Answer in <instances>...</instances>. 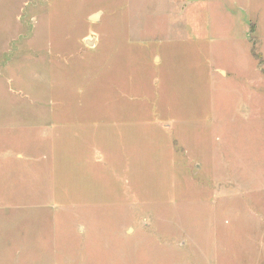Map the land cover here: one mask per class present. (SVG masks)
Listing matches in <instances>:
<instances>
[{"label":"rangeland","instance_id":"374dc122","mask_svg":"<svg viewBox=\"0 0 264 264\" xmlns=\"http://www.w3.org/2000/svg\"><path fill=\"white\" fill-rule=\"evenodd\" d=\"M263 238L264 0H0V264H255Z\"/></svg>","mask_w":264,"mask_h":264},{"label":"crops","instance_id":"0c3cea01","mask_svg":"<svg viewBox=\"0 0 264 264\" xmlns=\"http://www.w3.org/2000/svg\"><path fill=\"white\" fill-rule=\"evenodd\" d=\"M226 181H227V184H228L229 183V180L227 179ZM259 246H260V248H263L264 249V238H263V241L260 242V245ZM255 264H264V261H263V263H255Z\"/></svg>","mask_w":264,"mask_h":264},{"label":"water","instance_id":"95a60500","mask_svg":"<svg viewBox=\"0 0 264 264\" xmlns=\"http://www.w3.org/2000/svg\"><path fill=\"white\" fill-rule=\"evenodd\" d=\"M97 19V15H94L90 18L91 21H95ZM86 45H91L92 43L90 41H85Z\"/></svg>","mask_w":264,"mask_h":264},{"label":"trees","instance_id":"16d2710c","mask_svg":"<svg viewBox=\"0 0 264 264\" xmlns=\"http://www.w3.org/2000/svg\"><path fill=\"white\" fill-rule=\"evenodd\" d=\"M253 31H254V27L251 26V27H250V32L252 33ZM257 58L260 60V62H259V66H262L263 63H262L261 59L259 58V56H258Z\"/></svg>","mask_w":264,"mask_h":264}]
</instances>
